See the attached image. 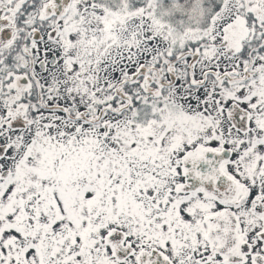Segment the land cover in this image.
<instances>
[{
    "label": "snow or ice",
    "instance_id": "snow-or-ice-1",
    "mask_svg": "<svg viewBox=\"0 0 264 264\" xmlns=\"http://www.w3.org/2000/svg\"><path fill=\"white\" fill-rule=\"evenodd\" d=\"M0 264H264V0H0Z\"/></svg>",
    "mask_w": 264,
    "mask_h": 264
}]
</instances>
